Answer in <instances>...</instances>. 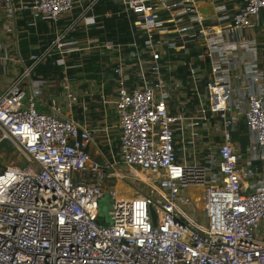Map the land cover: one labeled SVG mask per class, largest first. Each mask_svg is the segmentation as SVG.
Returning <instances> with one entry per match:
<instances>
[{"label": "built area", "instance_id": "1", "mask_svg": "<svg viewBox=\"0 0 264 264\" xmlns=\"http://www.w3.org/2000/svg\"><path fill=\"white\" fill-rule=\"evenodd\" d=\"M3 1L35 28L49 23L53 38L27 60L0 55L16 70L0 92V144L26 163L0 171V264H264V0ZM106 2L120 10L99 14ZM116 13L129 39L93 43L90 31L105 32L102 18ZM95 47L113 65L101 102L116 116L98 129L77 118L89 91L67 72ZM52 55L65 67L68 113L40 108L50 80L36 70ZM110 126L118 156L109 142L105 157L95 133ZM139 170L150 188L131 184ZM119 177L133 196L120 197Z\"/></svg>", "mask_w": 264, "mask_h": 264}, {"label": "crops", "instance_id": "2", "mask_svg": "<svg viewBox=\"0 0 264 264\" xmlns=\"http://www.w3.org/2000/svg\"><path fill=\"white\" fill-rule=\"evenodd\" d=\"M106 4L103 3L99 6L98 8V13L103 15L107 9H105ZM5 11H6V16H5ZM22 14V12H20ZM18 12V14H20ZM42 25V26H41ZM18 28V27H17ZM38 32L36 33L38 35V38H42L45 36H48L51 34V25L49 23L41 22L39 23L38 27ZM24 30L27 31V29H18V39L15 36V27H14V19L11 14V10L8 9L6 6L5 2L3 0H0V55H3L5 53H9L10 55H18L16 53L17 51V43L19 45V33L24 32ZM101 30H96L94 31L97 32V34L93 35L92 37V42L93 43H99L103 42L107 39V32H100ZM41 46V45H40ZM35 47H39V43L36 44H30L28 47V50L26 51L27 58L31 55L32 51L34 50ZM19 50H20V45H19ZM21 54V51H20ZM22 56V54H21ZM23 57V56H22ZM9 66L8 62L1 61L0 60V92H2L14 79L16 75V70L15 69H10L7 70L6 68ZM84 73V72H83ZM83 74L77 73L78 78H74V81L76 82L74 87L76 88L77 91H84L88 90L89 95L86 96L84 99L85 102L82 104V107L78 106V111H77V118L86 121V123L91 127L98 129L97 127L101 126L102 124L106 123L107 125L109 124H114L116 122V116H115V111L112 108V105L109 104L105 106L102 102V89L105 91H109V89L113 86V74H108L106 75L104 72L101 73V79H94L89 76L87 73ZM92 79L96 81H91ZM50 82L49 84L44 88V93H43V102L40 106L41 109L49 111V105L51 104H58L65 109V102H64V89L62 87V84L58 83L56 79H49ZM78 82V83H77ZM95 83L93 85V88L95 90L91 91V84ZM67 110V108L65 109ZM69 110H67V113ZM107 113L108 118L105 119L103 114ZM95 116V117H94ZM96 117H99L98 121L95 120ZM97 119V118H96ZM239 130L242 131L241 134L237 133L235 134V139L238 141L240 140V137L244 138L247 141V135H246V128L244 125V121L241 120L240 125H239ZM97 143L99 147H102V154L103 156H109L111 153L108 143L112 142L114 145L112 148H117V143L119 141V131L115 127L109 128L108 132H96L95 133ZM241 141V140H240ZM241 144L243 148L245 147L244 144L241 141ZM246 145V143H245ZM94 147V146H92ZM96 148L94 147L93 152H95ZM94 154V153H93ZM95 157L103 158L102 155H94Z\"/></svg>", "mask_w": 264, "mask_h": 264}, {"label": "rangeland", "instance_id": "3", "mask_svg": "<svg viewBox=\"0 0 264 264\" xmlns=\"http://www.w3.org/2000/svg\"><path fill=\"white\" fill-rule=\"evenodd\" d=\"M18 1L19 0H15V4L17 7L19 5ZM105 4H106L105 9L109 7L108 5H110L112 8H114V9H112L113 12H118V10H120L119 6L114 5V3H112V2L111 3L106 2ZM115 8H117V9H115ZM107 10H109V9H107ZM5 16H6V11H5ZM123 17L124 16L122 13H119V14L116 13V14H114L113 17H104V19L102 18V20L104 22L105 28H106V25H105L106 20H107V22L110 21L109 23H111V24L113 23L114 26L119 27L118 23L120 24V22H124L122 20V19H124ZM107 25H108V23H107ZM107 30L111 31L110 29H107ZM34 31L37 33L38 29L34 28ZM101 32L103 33L104 30H101ZM96 33L97 32L94 33V31H90V36L92 37ZM52 38H53L52 32L50 35L45 36V38L44 37L40 38L38 41L39 47H35L34 50L32 51V53L38 54L41 50H43L47 46V44L51 41ZM102 49H103L102 47H95L92 49L90 54L87 56L84 55V56L80 57V56L74 55L73 58L70 57L68 64L71 65V68L67 69L69 76H71L73 79L74 78L76 79V78H78V77H76L77 73L83 74L82 76H84V73H87L89 76L91 75V77L94 79H101V73H103V72H105L106 75L113 74V72H112L113 65H108L110 61L106 58ZM16 53H17V51H16ZM85 56L88 58H85ZM49 60H51L53 64H57V62H58L57 56L52 55L45 62L41 63L39 66L46 65V63ZM73 65H77V66L73 67ZM61 67H62V75H63L65 73V67H64V65H62ZM70 70H73V72H70ZM53 73H55V72H53ZM62 77H59V75L56 76V80L58 81V83H60L62 81V79H61ZM105 94L107 95L108 91H105ZM96 118H95V120L98 121L99 117H96ZM241 132L242 131H239L237 133V136H238V134H241ZM240 140L242 141V143L245 146L246 140L242 137H240ZM100 148L103 149L102 147H100ZM92 150H94V147L89 148V152L92 154V158L94 160L99 161L101 163L106 162L104 158L101 159L99 157H95L93 155L94 152ZM117 152H118V148H114L113 153L116 154V156H118ZM116 159L118 160V158H116ZM14 164H17L21 167H24L26 165L25 161L23 159H20V157L18 156L17 152L14 150V148L12 147L10 142L8 140H5L0 144V171H2L8 165H14ZM118 169H119L120 173L125 176V179L127 178V176L131 175V171L128 170L127 167H125L123 164H120L118 166ZM139 176L140 177L137 179H132L131 184H133L137 189L138 188L139 189L150 188L149 183H151L152 175L149 172H146V171L144 172V171L139 170ZM111 180H114L113 182L116 183V188L121 195H127L129 197L134 195V193H135L134 188L130 184H128L124 180H122L121 177H119L118 179H111ZM191 191H193V190H191ZM113 203H114L113 197L110 193V190L107 189L104 196L101 198L100 219H99L100 223L108 224L110 222V216H111V210L113 209Z\"/></svg>", "mask_w": 264, "mask_h": 264}, {"label": "trees", "instance_id": "4", "mask_svg": "<svg viewBox=\"0 0 264 264\" xmlns=\"http://www.w3.org/2000/svg\"><path fill=\"white\" fill-rule=\"evenodd\" d=\"M15 1V0H14ZM28 0H25V2ZM106 9L112 10L110 5ZM117 9V8H115ZM23 18L17 17V27L19 30L22 29H27L24 30V32L19 33V45H20V51L24 59L27 60V54L26 51L28 50V47L30 44H36L39 41L38 35L34 31V25L31 22V18L28 14V12L24 11L23 13ZM122 19L124 22L118 23V26H114V24L107 22L106 20V30L110 29L111 31L107 32V37L112 38L113 40L117 41H127L129 39V33H130V26L128 20L123 17ZM108 19V18H107ZM108 23V25H107ZM99 31V30H98ZM101 32V31H100ZM33 51V50H30ZM62 66V65H61ZM58 62L57 64H53L51 60H49L46 65H41L38 66L37 68V74H41L44 77H47L49 79H56V76L59 75V77H62V67H61ZM55 72V73H53ZM70 72H73V70H70Z\"/></svg>", "mask_w": 264, "mask_h": 264}, {"label": "water", "instance_id": "5", "mask_svg": "<svg viewBox=\"0 0 264 264\" xmlns=\"http://www.w3.org/2000/svg\"><path fill=\"white\" fill-rule=\"evenodd\" d=\"M10 1H12V0H10ZM11 14H12L13 19H14L15 36H16V38L18 39L17 15H16L15 7H12ZM17 54H18V57L21 58V54H20V50H19V45H18V43H17ZM22 62H23V61H22ZM22 64L25 65L24 62H23ZM209 71H210V69H209ZM25 99H26V98H24V101H25Z\"/></svg>", "mask_w": 264, "mask_h": 264}, {"label": "bare ground", "instance_id": "6", "mask_svg": "<svg viewBox=\"0 0 264 264\" xmlns=\"http://www.w3.org/2000/svg\"><path fill=\"white\" fill-rule=\"evenodd\" d=\"M141 175V174H140ZM120 181V180H119ZM120 197H121V194L119 193Z\"/></svg>", "mask_w": 264, "mask_h": 264}]
</instances>
